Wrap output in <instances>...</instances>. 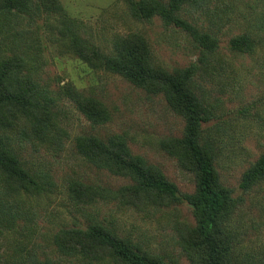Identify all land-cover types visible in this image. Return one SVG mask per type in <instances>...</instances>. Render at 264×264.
I'll return each mask as SVG.
<instances>
[{
    "label": "rangeland",
    "instance_id": "obj_1",
    "mask_svg": "<svg viewBox=\"0 0 264 264\" xmlns=\"http://www.w3.org/2000/svg\"><path fill=\"white\" fill-rule=\"evenodd\" d=\"M139 2L59 0L58 8L34 9L30 16L0 13V59L22 58L20 75L36 85L34 98L46 108L44 124L28 107L12 124L0 126L2 144L38 186L14 190L0 171V264H19L30 254L37 264H77L58 250L54 235L93 222L164 264H190V206L131 201L121 188L132 179L95 166L76 146L81 136L107 142L120 135L132 155L158 169L180 193L195 191L194 170L171 147L172 138L184 132V117L163 93L148 92L87 60L75 46L80 41L113 54L114 39L130 33L145 39L156 67L191 71L193 93L210 113L200 143L212 153L221 185L232 191L221 223L229 263L264 264V178L241 186L243 173L264 154V0H189L180 16L194 29L157 15L146 18L137 13ZM241 35L250 41L232 48L231 39ZM213 39L215 46L207 48ZM76 93L99 102L107 118L100 124L87 118ZM75 181L93 187L92 195H73Z\"/></svg>",
    "mask_w": 264,
    "mask_h": 264
},
{
    "label": "trees",
    "instance_id": "obj_2",
    "mask_svg": "<svg viewBox=\"0 0 264 264\" xmlns=\"http://www.w3.org/2000/svg\"><path fill=\"white\" fill-rule=\"evenodd\" d=\"M189 0H140L144 17L160 16L166 22L194 29L180 16L182 5ZM196 0H193V2ZM59 0H0V13L22 12L34 15V9L58 8ZM207 37L206 35L204 38ZM209 39V37H207ZM207 39V40H208ZM203 40V39H202ZM204 41V40H203ZM249 36H237L230 41L232 48H243ZM79 54L94 60L108 70L117 73L148 92L163 93L175 111L185 119L181 137L172 138L171 147L177 149L195 172L196 187L192 194L180 193L154 166L141 157L134 156L120 135H113L107 142L94 136L77 138L76 146L95 166L106 168L114 174L129 176L131 185L121 188L127 198L151 201L157 204L186 202L195 217V225L187 228L185 248L190 264H230L229 244L221 223L231 208L232 191L221 185L212 153L200 143L203 123L210 119L209 109L201 105L190 86L189 69L169 72L156 67L150 58L145 39L139 34L121 35L114 39V53L107 54L94 47L75 41ZM215 40L207 43L213 48ZM23 60L20 56L0 59V126H7L18 119V112L30 107L38 124L45 122V107L35 98L36 85L20 75ZM78 108L94 123L107 118L106 110L92 98L73 96ZM33 132L39 133L33 124ZM0 171L5 185L14 190L33 191L38 186L16 154L2 144L0 139ZM264 178V154L242 175L244 189ZM72 194L86 200L94 188L79 181L70 184ZM54 243L61 253L73 256L77 264H164L130 242L120 238L101 223H89L85 227L62 228L54 235ZM31 254L19 264H37Z\"/></svg>",
    "mask_w": 264,
    "mask_h": 264
}]
</instances>
